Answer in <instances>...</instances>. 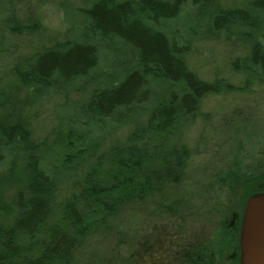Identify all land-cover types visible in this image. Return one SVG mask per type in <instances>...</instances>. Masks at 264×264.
Returning <instances> with one entry per match:
<instances>
[{"label":"trees","instance_id":"trees-1","mask_svg":"<svg viewBox=\"0 0 264 264\" xmlns=\"http://www.w3.org/2000/svg\"><path fill=\"white\" fill-rule=\"evenodd\" d=\"M210 2L92 0L73 9L77 22L72 30L79 38L28 60L23 81L36 99L67 97L82 88L87 96L58 108L68 129L69 152L62 159L55 146L35 144L19 124H0V184L18 172L26 179L12 197L13 224L0 227V264H69L91 224L102 222L131 192L179 174L187 150H177L174 163L151 167L145 162L174 136L183 117L198 112L206 95L232 88L224 79L204 80L187 65L190 44L180 23L189 4L210 10L207 21L215 33L235 29L236 36L246 39L245 68L264 80V0L225 11L212 10ZM0 20L16 29L12 12L1 13ZM161 80L179 89L154 97ZM128 123L134 124L128 143L107 154L115 174L106 180L86 178L83 189L65 203L64 223L49 225L55 191L65 174L101 137Z\"/></svg>","mask_w":264,"mask_h":264},{"label":"rangeland","instance_id":"rangeland-1","mask_svg":"<svg viewBox=\"0 0 264 264\" xmlns=\"http://www.w3.org/2000/svg\"><path fill=\"white\" fill-rule=\"evenodd\" d=\"M91 1L13 0L10 6L0 0V15L12 12L16 26L12 30L0 20V124H19L35 144L55 146L59 159L69 148L68 129L58 108L66 100H83L87 89H76L67 97L36 99L24 83L23 73L36 53L79 38L72 30L77 22L73 9ZM247 2L211 0L210 6L225 11L246 7ZM206 8L189 4L184 11L180 24L190 44L184 58L204 80L224 79L232 88L206 95L198 112L183 117L174 136L145 162L151 167L174 163L177 150H187L189 156L179 174L150 189L131 192L102 222L91 224L69 264H193L178 258L170 243L193 238L214 248L222 232L229 233L233 220L238 222L243 216L249 197L264 192V80L245 68L249 60L246 39L236 36L235 29L215 33ZM176 89L179 86L161 80L153 96L163 97ZM133 128L128 123L101 137L65 174L55 191L49 225L64 223L65 203L83 189L86 178L106 180L115 174V164L107 154L126 145ZM18 173L0 184V227L13 224L12 197L16 186L26 181ZM144 244L152 246L145 248ZM221 251V260L215 257L213 264L230 263V250L223 246Z\"/></svg>","mask_w":264,"mask_h":264},{"label":"flooded vegetation","instance_id":"flooded-vegetation-1","mask_svg":"<svg viewBox=\"0 0 264 264\" xmlns=\"http://www.w3.org/2000/svg\"><path fill=\"white\" fill-rule=\"evenodd\" d=\"M242 217L238 219V222H232V226L229 228L228 232H222V237L220 239H216L214 243L216 244L214 248L210 245L209 242H201L188 238L185 240H178L176 244V240L172 245L170 243V250L175 254L177 252L178 258L184 257L187 261H191L193 264L200 260V263L203 264H213L214 258L217 259L222 258L221 247L228 248L230 250V254H228V260H230L229 264H241V250H240V225L242 221ZM220 232V231H219ZM228 234V236H227ZM215 236L219 237L220 235L217 233ZM145 248H149L152 244H144ZM180 247V250L177 248ZM184 252V254H182ZM182 255H181V254ZM176 255V254H175ZM175 256H173L174 258ZM169 258V252H168ZM221 260V259H220ZM225 260V257H224ZM177 261V260H176ZM153 264H159L157 262Z\"/></svg>","mask_w":264,"mask_h":264},{"label":"water","instance_id":"water-1","mask_svg":"<svg viewBox=\"0 0 264 264\" xmlns=\"http://www.w3.org/2000/svg\"><path fill=\"white\" fill-rule=\"evenodd\" d=\"M241 264H264V192L249 197L240 233Z\"/></svg>","mask_w":264,"mask_h":264}]
</instances>
